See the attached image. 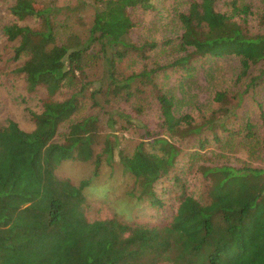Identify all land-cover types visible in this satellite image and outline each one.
<instances>
[{"label":"trees","instance_id":"trees-1","mask_svg":"<svg viewBox=\"0 0 264 264\" xmlns=\"http://www.w3.org/2000/svg\"><path fill=\"white\" fill-rule=\"evenodd\" d=\"M165 1L10 5L11 97L47 96L0 124V264H264V0ZM102 158L160 222L88 217L56 170Z\"/></svg>","mask_w":264,"mask_h":264},{"label":"rangeland","instance_id":"rangeland-1","mask_svg":"<svg viewBox=\"0 0 264 264\" xmlns=\"http://www.w3.org/2000/svg\"><path fill=\"white\" fill-rule=\"evenodd\" d=\"M16 0H3L0 4V124H6L9 119H13L19 125L31 130L34 123L30 118L28 107L37 109L41 98L47 96L44 89H40L38 93L28 97L26 103L17 101L11 97L9 87H18V91L25 93V80L18 74L12 72L23 61L22 59H13L14 47L16 41H9L4 34L5 26L13 20V16L9 11V7ZM63 0H59L62 3ZM174 0H166L164 6L173 8ZM226 9V6H221ZM153 16L146 15V23H143L134 31V37L145 32L152 22ZM147 25V26H146ZM159 30V28H158ZM164 29L158 36H162ZM132 64L131 60H127L123 67ZM203 80V77H202ZM14 81V82H13ZM12 82V83H11ZM60 94V93H59ZM57 98H61L60 95ZM206 91L201 93L204 98ZM102 145L96 146V151L101 150ZM96 168L93 162H83L79 160H65L57 168L56 173L60 178L70 179L72 182L79 184L81 181L90 180L91 183L86 188L87 195V215L90 219H105L117 217L122 220L132 222H150L156 224L161 221L162 215L155 213L149 207H140L136 198L128 194L129 188L132 187L133 179L129 174H124L119 163L113 165L104 161ZM219 161V159H216ZM222 161V160H220ZM232 162L236 160L232 159ZM97 171V173H95ZM193 188H202L200 175L194 176L188 174Z\"/></svg>","mask_w":264,"mask_h":264}]
</instances>
